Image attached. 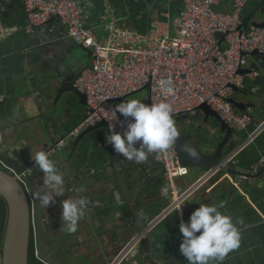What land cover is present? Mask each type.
Returning a JSON list of instances; mask_svg holds the SVG:
<instances>
[{"label":"crops","instance_id":"crops-1","mask_svg":"<svg viewBox=\"0 0 264 264\" xmlns=\"http://www.w3.org/2000/svg\"><path fill=\"white\" fill-rule=\"evenodd\" d=\"M259 2L260 0H248L241 12L242 22ZM78 3L82 8L84 27L91 29L96 36L102 40L106 39V25L113 22L115 28L124 30L132 38L130 44L133 40L134 45L145 41L153 43L154 38L174 36L173 27L178 23L182 11L179 0H78ZM232 6L233 0H219L214 9L222 13H231ZM257 19L263 20L261 17ZM51 25L52 30L63 28L62 34L68 50L74 52L78 59L88 61L90 52L88 49L69 40L65 36L64 26L60 23L56 24L53 21ZM25 26L23 0H0V138L3 140L0 151L16 160H22L42 150L37 140V122L41 111L37 108L35 96L41 93L37 80L45 64L41 49L50 46L41 45L32 39L33 30L28 32ZM262 61L264 58L251 57L248 66ZM256 73L246 77L243 87L231 96L245 105L243 111H237L247 113L251 117V123L246 128L233 130L237 138L235 140L241 141L234 151V160L238 161L237 164L242 168L251 170L261 168L259 162L264 160V75L261 72ZM34 88L38 90L35 94L32 93ZM139 96L138 100L147 104L148 93ZM133 98L135 96L127 100ZM52 99L41 100L46 114H52L50 111ZM71 106V109L63 115L66 118L63 125L64 133L80 122L86 113L85 106L78 103ZM187 117L188 120L199 123L206 116L197 111ZM174 120L183 121L178 117ZM48 121L53 127L58 117L51 116ZM39 125V128L43 129L42 122ZM199 125L201 132L204 133L198 136L206 139V143L218 138L214 143V146H217L225 135L219 130L213 133L215 129H219L215 120L208 119L204 125ZM106 132L105 128L89 132L84 148L83 145H79L78 151L72 149L69 138L70 140H66L61 148L62 157L55 158L52 153H48L64 174L65 183L69 185L64 187L65 189L71 190L86 175L93 174L98 177L103 175L100 160L107 150V143L103 140ZM195 141L198 143L201 139ZM236 141L228 142L226 150H232ZM65 162L68 165L65 166ZM187 170L185 176L175 178L174 184L179 193L193 190L180 201L184 204L176 212L177 206H172L171 199L160 195L159 189L163 183L161 171L151 173L155 176V183L144 189L147 193L139 200L148 224L155 223L148 235L153 248L152 258L158 263L148 264H188L179 248L182 242V234L179 232L180 223L187 222L200 203L219 206L221 202L224 206L219 210L231 215L241 233V242L239 248L230 252L223 261H211L210 264H264V174L261 179L257 178L255 183L245 182L235 185L231 177L223 172L199 168H187ZM35 172L43 177L38 167L35 168ZM38 183L41 184V180ZM56 198L65 200L71 196L67 194V197L56 196ZM119 202V196L114 194L109 201L94 209L91 230L105 244L103 250L93 249L87 234L81 228L77 230L81 244L78 249H75L73 240L70 239L73 233L67 232L66 226L58 228V231H62L58 236L64 247H69V254L62 253L60 246L54 245V232L48 234V249L54 252V256L56 254L60 264H109L119 249L132 238L128 237L129 239L121 245H115L120 229V221L114 219L120 214ZM46 208L50 219L59 226L61 224L59 221L62 219L61 207L59 209L53 204ZM141 254L131 255L122 264H143Z\"/></svg>","mask_w":264,"mask_h":264},{"label":"built area","instance_id":"built-area-1","mask_svg":"<svg viewBox=\"0 0 264 264\" xmlns=\"http://www.w3.org/2000/svg\"><path fill=\"white\" fill-rule=\"evenodd\" d=\"M179 1L182 11L173 27L174 36L134 45L133 40L130 44L132 38L115 28L113 22L106 25L104 40L84 27L78 0H23L28 32L57 17L65 36L91 53L92 68L83 69L74 82V87L86 96V113L69 137L101 122L108 127L115 124L120 117L112 110L111 101L144 89L147 104L167 101L173 118L193 115L205 104L232 130L251 123V117L237 111L229 99L234 88L243 87L246 77L257 74L252 70L241 75L238 70L248 66L253 51L264 54V27L241 28V12L248 0H233L231 13L214 9L219 0ZM63 146L64 141L57 145ZM150 156L163 168L160 195L177 206L193 190L179 193L174 184L175 178L187 174V167L179 164L174 145L165 153ZM263 165L264 160L259 162L260 167ZM154 224L129 239L109 264H122L131 255L141 253L140 241Z\"/></svg>","mask_w":264,"mask_h":264},{"label":"water","instance_id":"water-1","mask_svg":"<svg viewBox=\"0 0 264 264\" xmlns=\"http://www.w3.org/2000/svg\"><path fill=\"white\" fill-rule=\"evenodd\" d=\"M258 17H261L263 20L259 21ZM53 21L56 24L59 23L57 17H54L45 25L32 31V39L41 43V45H50L41 49V55L44 58L45 64L37 80L41 93L35 96L37 108L41 111L39 122H37V140L41 144L42 150H46L48 153L52 152L56 156L55 158H59L63 150H61L62 147H57V145L61 141H64L65 144L66 140L71 139L72 149H77L78 151L79 145H83L84 148L89 132L98 128H105L107 130L103 137V140L107 143V150L100 160L103 175L100 177L93 174L86 175L74 188L71 190L64 188L63 195H59L60 198L62 196L67 197V194L71 198H87L88 205L84 216L79 221L78 228H81L87 234V239L92 248L100 251L99 248L103 250L105 244L91 230L94 209L109 201L114 194L119 196V204L121 205L120 214L114 219L120 221V229L115 241L117 244L115 245H121L126 239L135 236L148 225L147 218L141 210L142 205L139 200L147 193V190L144 189L155 183V176H152L151 173H157L158 171L162 173L163 168L150 155L146 163L137 164L125 160L120 154L116 153L112 145L106 140L108 126L104 122L88 127L74 137H69V133L73 130L74 126L64 133L65 128L63 125L66 122V118L63 117L64 113L71 109V105L75 103L86 107V96L74 87V82L83 69L92 68V57L89 52L88 61L85 62L78 59L74 55V52L68 50L66 40L62 34L63 28L52 30L51 23ZM250 27H264V0H260L242 22L241 28L247 29ZM250 56L264 58V54L256 50ZM252 70L261 72L264 75V61L251 63L247 68L239 69L238 73L243 75L250 73ZM237 90V88H234V92H237ZM37 92L36 88L32 90L33 94ZM133 94L111 102L124 101ZM51 98H53L50 109L52 114H46L41 100ZM229 102L236 110L243 111L245 109L244 103L238 102L235 98H230ZM197 111L204 113L206 116L199 123L188 120L187 114L176 116L180 120H183L182 122H176L180 135L174 146L177 151L179 164L187 168H199L226 173L231 177L235 185L245 182L255 183L257 178L261 179L264 174V166L251 170L242 168L237 164L238 161L234 160V151L241 141H236L237 138L234 136L233 130L207 105L202 104L198 107ZM51 116L58 117V121L53 127H51V123L48 121ZM208 119L215 120L219 125V129H215L213 133H216L218 130L225 133L217 146H214V143L218 141V138L215 141L206 143V139L198 136V134L202 135L204 133L203 131L201 132L199 124L204 125ZM40 122L44 125L43 129L42 127L39 128ZM198 139H201V141L197 143L195 140ZM232 140L236 141L235 147L230 151L226 150L227 143ZM2 143L3 140L0 138V145ZM186 146L195 148L199 153L198 158L191 157L185 151ZM33 164L34 161L31 155L24 157L22 160H16L0 151V197L4 200L7 208L6 227L0 254L1 264H28V247L31 230L34 239V255L42 263L60 264L54 259V252L47 251L48 240L46 239V235L51 232L55 234L53 238L54 245L60 246L59 249L62 253H70L69 247H64L61 238L58 236L62 233V231H58V228L60 226L64 227L65 223L60 219L59 222L61 224L57 226L50 219L49 214L43 211V207L40 206L39 201H36L33 197L34 191L45 190L43 177L38 176L35 169H32ZM64 165L66 166L68 163L65 162ZM39 179L41 180V184L38 183ZM67 186L69 187L65 183L64 187ZM62 201V199L56 198L54 205L60 209ZM104 235L106 236V234ZM78 236L79 232L76 231L70 238L73 240L75 249L81 247ZM108 245L110 246L111 244ZM140 246L143 264L158 263L152 258L153 248H151L150 235L141 239Z\"/></svg>","mask_w":264,"mask_h":264},{"label":"clouds","instance_id":"clouds-1","mask_svg":"<svg viewBox=\"0 0 264 264\" xmlns=\"http://www.w3.org/2000/svg\"><path fill=\"white\" fill-rule=\"evenodd\" d=\"M120 120L109 125L106 140L114 151L125 160L143 164L155 152L165 153L180 135L173 118L172 106L165 100L146 104L138 99L121 101L112 109ZM117 128L121 130H117ZM193 158L199 153L193 147H185ZM34 165L43 173L45 190H36L33 197L41 207H51L56 196L63 195L64 174L46 150L31 155ZM184 203H178L179 210ZM88 200L85 197L68 198L62 201L61 215L69 233L78 230V224L85 214ZM223 202L216 204L200 203L187 222H181L179 232L182 242L180 252L188 264H210L224 258L240 246L241 233L231 215L221 212Z\"/></svg>","mask_w":264,"mask_h":264},{"label":"trees","instance_id":"trees-1","mask_svg":"<svg viewBox=\"0 0 264 264\" xmlns=\"http://www.w3.org/2000/svg\"><path fill=\"white\" fill-rule=\"evenodd\" d=\"M7 219V208L4 200L0 197V241L3 239V234L6 227ZM28 264H44L39 261L34 255V245L33 241L29 243L28 248Z\"/></svg>","mask_w":264,"mask_h":264},{"label":"flooded vegetation","instance_id":"flooded-vegetation-1","mask_svg":"<svg viewBox=\"0 0 264 264\" xmlns=\"http://www.w3.org/2000/svg\"><path fill=\"white\" fill-rule=\"evenodd\" d=\"M43 211H44L45 213H48L46 207H43ZM3 236H4V234H3ZM46 239H47V240L49 239L48 234L46 235ZM33 240H34V239H33V233H32V230H31V236H30L29 243L32 242ZM2 241H3V239H2ZM2 241H0V254H1V245H2ZM33 245H34V242H33ZM28 248H29V247H28ZM47 251H49L48 246H47ZM56 257H57V256H56V254H55V256H54V259H55V260H57ZM57 261H58V260H57ZM58 262H59V261H58ZM0 264H1V262H0Z\"/></svg>","mask_w":264,"mask_h":264},{"label":"rangeland","instance_id":"rangeland-1","mask_svg":"<svg viewBox=\"0 0 264 264\" xmlns=\"http://www.w3.org/2000/svg\"><path fill=\"white\" fill-rule=\"evenodd\" d=\"M147 94V91L146 90H141V91H138L137 93H134L133 95H131L130 97H133V96H135V98L136 99H139L140 98V96L139 95H141V96H145ZM130 97H128V98H130ZM127 98V99H128ZM126 99V100H127ZM121 101H119V102H112V106L114 107V105H116V104H118V103H120Z\"/></svg>","mask_w":264,"mask_h":264}]
</instances>
